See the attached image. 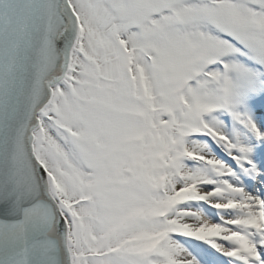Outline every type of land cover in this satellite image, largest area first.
I'll return each instance as SVG.
<instances>
[{
    "label": "snow or ice",
    "instance_id": "snow-or-ice-1",
    "mask_svg": "<svg viewBox=\"0 0 264 264\" xmlns=\"http://www.w3.org/2000/svg\"><path fill=\"white\" fill-rule=\"evenodd\" d=\"M0 264H264V0H0Z\"/></svg>",
    "mask_w": 264,
    "mask_h": 264
}]
</instances>
